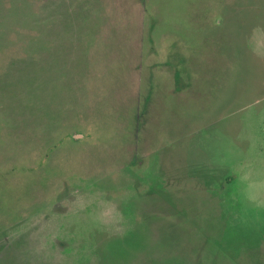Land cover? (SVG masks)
I'll use <instances>...</instances> for the list:
<instances>
[{"label": "rangeland", "instance_id": "1", "mask_svg": "<svg viewBox=\"0 0 264 264\" xmlns=\"http://www.w3.org/2000/svg\"><path fill=\"white\" fill-rule=\"evenodd\" d=\"M0 264H264V0H0Z\"/></svg>", "mask_w": 264, "mask_h": 264}]
</instances>
